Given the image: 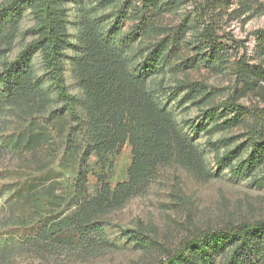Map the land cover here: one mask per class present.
Instances as JSON below:
<instances>
[{"label": "trees", "instance_id": "16d2710c", "mask_svg": "<svg viewBox=\"0 0 264 264\" xmlns=\"http://www.w3.org/2000/svg\"><path fill=\"white\" fill-rule=\"evenodd\" d=\"M68 1L10 0L0 8V59L13 47L21 10L32 13L31 30L35 33L16 59L0 61V117L15 114L27 123L0 136V155H18L30 166H37L36 176L11 188L12 201L17 204L10 209L4 225H16V232H9L13 246L24 240L51 247L102 236L104 216L148 187L162 166L176 163L196 176L212 175L206 168L204 152L161 102V94L170 93L157 79L166 68L187 66L184 64L189 60L181 64L179 55L188 42H193L185 40L187 28L195 32L194 42L200 44L195 46L209 50L208 57L193 62V66L202 62L214 68L221 66L225 55L212 22L200 23V30L195 25L189 27V18L172 28L163 26V14L184 0H72L80 47L71 67L80 91L76 96L69 91L65 77L71 23ZM125 21L131 24L124 31ZM259 38L264 55V35ZM30 49L42 56L48 86L27 60ZM241 63L237 76L249 86L255 81L252 75H261ZM175 86L172 93L183 91L181 102L195 105L204 117L211 119L218 112L217 106L202 109L209 103L196 83L185 78L177 80ZM224 109L237 110L233 119L238 120L246 112L234 102ZM257 117L248 126L249 152L245 157L241 156V145L220 153L216 144L223 139H209L208 145L218 167L227 166L235 175H248L255 184L264 186V174H255L256 169L264 167L263 121ZM189 123L195 129L203 126ZM125 145L131 151L128 176L112 186L108 179ZM64 176L68 188L62 192L57 181ZM90 176L100 183L93 194L88 191ZM123 233L140 247L150 245L140 230L125 229ZM6 240H0L4 242L0 252L8 254L12 247ZM179 246L167 250V259L159 264H210L218 254L223 264H243L253 255L264 254V222L243 220L221 229L198 231L183 238Z\"/></svg>", "mask_w": 264, "mask_h": 264}, {"label": "rangeland", "instance_id": "374dc122", "mask_svg": "<svg viewBox=\"0 0 264 264\" xmlns=\"http://www.w3.org/2000/svg\"><path fill=\"white\" fill-rule=\"evenodd\" d=\"M8 1L0 0V8ZM66 7L71 21L70 42L65 49L66 84L71 93L80 96L71 73L73 58L80 48L74 25L73 1L69 0ZM17 15L21 17L17 36L11 51L0 59L1 62L5 58L7 61L16 59L35 36L31 30L34 17L30 10L23 9ZM186 18L190 19L189 27L198 26L197 30L201 28L200 23L212 22L217 42L222 45L224 61L215 68L203 62L193 66V62L208 57L209 50L195 46L200 45L194 42L197 39L195 32L187 28L185 40L193 42H188L179 55L181 64L186 59L191 63L187 61L184 64L186 67L176 70L166 68L164 75L157 76L158 80L163 81L165 91L170 93L161 94L160 100L171 109L180 129L204 152L206 168L212 175L196 176L176 163L162 166L148 187L104 216L106 222L102 236L87 242L55 244L51 247L30 244L24 240L13 246L9 232L15 233L16 225H4L10 209L17 204L12 201L14 192L11 190L16 189L18 183L36 176L37 171L34 169L37 166H30L18 155H0V240L7 238L8 246L12 247L8 254L0 252V264H159L167 259V250L179 248L181 240L188 235L206 229H221L243 220L264 222V186L255 184L254 178L248 175H235L227 166L218 167L213 149L208 145L209 139H223V143L216 144L220 147V153L241 145V156L245 157L249 152L246 145L248 126L253 125L255 119L258 120L257 116L262 118L264 135V55L259 49V36L264 35V0H184L180 6L165 12L160 21L163 26L172 28ZM130 24L125 21L123 30H127ZM26 53L36 75L48 86L40 52L30 49ZM241 62H244L246 68L261 75H252L255 81L249 86L244 84L241 76H237L236 71L240 69ZM185 78L204 90V100L209 104L202 109L217 106L220 114L216 112L211 119L204 117L202 110L195 105L181 102L183 91L172 93L177 89L175 82ZM174 95L177 97L174 98ZM232 102L245 108L242 120L233 119L237 110L224 109V106L229 107ZM226 120L230 121L225 123ZM190 121L203 126L195 129ZM26 125L15 114L1 116L0 136L13 133ZM236 162L233 160V163ZM130 163V147L125 145L116 157L113 172L108 179L112 186L127 179ZM255 171L256 177H262L264 167ZM57 183L59 191L64 192V187L68 188L65 176L59 177ZM99 186L97 179L90 176L89 193H95ZM125 229L140 230L150 245L138 246L126 237L123 233ZM17 238L20 239V235ZM3 243L0 241V244ZM210 264H223V257L220 254L214 255ZM243 264H264V254L253 255Z\"/></svg>", "mask_w": 264, "mask_h": 264}]
</instances>
